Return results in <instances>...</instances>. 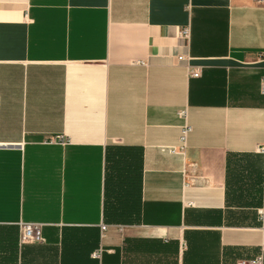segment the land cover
<instances>
[{"label": "crops", "instance_id": "obj_1", "mask_svg": "<svg viewBox=\"0 0 264 264\" xmlns=\"http://www.w3.org/2000/svg\"><path fill=\"white\" fill-rule=\"evenodd\" d=\"M263 78L264 1L0 0V264L264 257Z\"/></svg>", "mask_w": 264, "mask_h": 264}, {"label": "built area", "instance_id": "obj_2", "mask_svg": "<svg viewBox=\"0 0 264 264\" xmlns=\"http://www.w3.org/2000/svg\"><path fill=\"white\" fill-rule=\"evenodd\" d=\"M259 2H262L264 0H258ZM179 35L182 37H188L190 30L188 26L182 27L179 30ZM189 76L192 77H198L201 74V71L199 68H189L188 69ZM260 90L264 94V78L260 82ZM178 116L182 119V126H181V135H180V145L179 150H184L187 146V139L189 133L192 131V126L189 123V112L187 108H182L178 111ZM63 136H60L61 141H63ZM50 142L56 141L55 138H50ZM64 142V141H63ZM172 150H175V147L172 148ZM260 152H264V147L261 146L259 148ZM260 216L263 215L262 210H259ZM102 228L105 229V225H102ZM42 233H41V224L38 223H21L20 224V236L19 241L21 244L25 243H31V242H38L41 241ZM103 249L102 247H99L95 249L92 252V257L94 258H101ZM238 264H264V257L263 254H259L253 258H250L248 260H242L239 261Z\"/></svg>", "mask_w": 264, "mask_h": 264}]
</instances>
